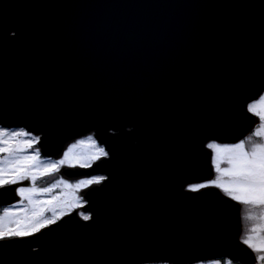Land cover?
Returning <instances> with one entry per match:
<instances>
[{
	"label": "water",
	"instance_id": "water-1",
	"mask_svg": "<svg viewBox=\"0 0 264 264\" xmlns=\"http://www.w3.org/2000/svg\"><path fill=\"white\" fill-rule=\"evenodd\" d=\"M0 126L40 137L45 158L94 134L109 152L77 180L83 212L0 253L2 264H253L238 242L240 206L215 189L210 141L258 124L264 89V0H0ZM127 129H131L130 132ZM0 189V207L18 203Z\"/></svg>",
	"mask_w": 264,
	"mask_h": 264
},
{
	"label": "snow or ice",
	"instance_id": "snow-or-ice-1",
	"mask_svg": "<svg viewBox=\"0 0 264 264\" xmlns=\"http://www.w3.org/2000/svg\"><path fill=\"white\" fill-rule=\"evenodd\" d=\"M8 6L5 4L0 9V24L6 22L4 10ZM259 86L264 89V77ZM261 105V108L257 110L255 105L248 104L246 110L258 117L260 122H264V98L261 100ZM255 136L264 138V128L257 129ZM39 143L40 137L33 136L29 131L24 129L13 131L0 126V189L7 190L8 186L19 185L23 181L31 182V187L12 189L21 201L27 202L24 207H4L0 211V253L18 246L19 242L42 233V230L49 229L52 225H57L65 215L81 206V198L78 196H74L70 202L63 201L59 204H57L59 199L57 197L51 200L40 199L42 194L50 193L56 185L40 188L36 186L38 179L59 171L60 166L65 164L74 167L78 163L81 167H88L90 161L95 162L102 157H109V152L103 147H96L87 159L71 155L72 149L69 148L63 153V159L45 163L41 159L39 150L29 152ZM92 143L95 146V141ZM207 147L216 153L213 158L216 172L229 179L225 182L217 177L205 183L191 184L188 191L200 193L202 189L215 187L222 189L232 201L248 206L251 210L248 219L256 223L246 235H242L240 243L254 254L253 264H264V139L252 142V137L249 136L236 143L224 145L209 143ZM225 162L229 167L221 168V163ZM105 180H107L105 176H95L81 180L75 186L66 185V187H74L78 190L90 185H100ZM49 210L51 216L45 215ZM81 218L86 222L94 221L92 213H81ZM136 259L134 254H125L113 264H136ZM210 264H233V260L217 259Z\"/></svg>",
	"mask_w": 264,
	"mask_h": 264
},
{
	"label": "rangeland",
	"instance_id": "rangeland-1",
	"mask_svg": "<svg viewBox=\"0 0 264 264\" xmlns=\"http://www.w3.org/2000/svg\"><path fill=\"white\" fill-rule=\"evenodd\" d=\"M262 98H264V96H262ZM262 98L257 103L253 104V105H255L257 107V110H259L261 108V106H262L261 105ZM260 123H261V125H260V127L258 129L264 128V122H260ZM261 139H264V138L257 137V136H255V133H254L253 139H252L253 142H259ZM81 141H83V143H81ZM92 141H93L92 138H91V140L90 139H82V140H80V142L71 145L69 147V148L72 149L71 155L80 156V157H83V158L87 159L88 156L92 152H94L96 150V147H98L96 143H95V146H94ZM74 145H75V147H73ZM36 150H38L37 149V144L34 145V148L29 150V152H33V151H36ZM211 151L213 153V157H215V155H216L215 151L213 149H211ZM41 159L45 163L58 162V161H54L52 159L47 160V159H44L42 157H41ZM61 159H63V157ZM89 163L91 164V161ZM62 166L71 167L68 164H65V165H62ZM62 166H60V168ZM75 166H80V165L77 163ZM227 167H229V165L226 162L225 163H221V168H227ZM60 168H59V170H60ZM213 168L215 170V164L214 163H213ZM57 172L58 171H56V172H54V173H52L50 175L43 176V177H41L40 179L37 180L36 186L40 187V188H47V187H51L52 185H56V187H54L50 193L42 194L40 199H42V200H51V199H53V197H57V198H59L58 201H57V204H59V203H61L63 201H69L70 202L73 199L74 196H78V193L81 190H83V188L77 190L74 187H71V188L70 187H66V185L75 186L80 181L79 182H72V183L66 182L65 180L60 179V178L57 177V175H56ZM55 177H57V178H55ZM217 177H220V179L225 181V182L229 179L227 176H221V174L217 173L216 170H215L214 180ZM59 181H64V183H59ZM23 182H25V183L29 182V187H31V182L30 181H23ZM216 189H218V188H216ZM218 190H220L221 193L224 194L222 189H218ZM26 204H27L26 201H20V204L16 208L24 207ZM241 207H242V209H241L242 210V212H241V219H242L241 220L242 221V228H241L242 234H241V237H242V235H246L247 234L248 230L252 227V225L254 223H256V221L248 219L249 212L251 211L248 206L241 205ZM45 215L51 216V211L49 210L48 212L45 213ZM204 264H210V263H204Z\"/></svg>",
	"mask_w": 264,
	"mask_h": 264
},
{
	"label": "flooded vegetation",
	"instance_id": "flooded-vegetation-1",
	"mask_svg": "<svg viewBox=\"0 0 264 264\" xmlns=\"http://www.w3.org/2000/svg\"><path fill=\"white\" fill-rule=\"evenodd\" d=\"M102 158H103V157H102ZM83 204H84V202L81 201V206L78 207V208H75V209H80L81 207H83ZM73 210H74V209H73ZM73 210H72V211H73ZM0 211H2V210H0ZM79 214H80V213H79Z\"/></svg>",
	"mask_w": 264,
	"mask_h": 264
}]
</instances>
